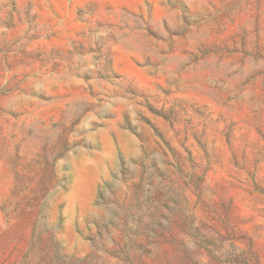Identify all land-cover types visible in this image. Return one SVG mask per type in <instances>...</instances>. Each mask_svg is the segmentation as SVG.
<instances>
[{
  "label": "rangeland",
  "instance_id": "obj_1",
  "mask_svg": "<svg viewBox=\"0 0 264 264\" xmlns=\"http://www.w3.org/2000/svg\"><path fill=\"white\" fill-rule=\"evenodd\" d=\"M0 264H264V0H0Z\"/></svg>",
  "mask_w": 264,
  "mask_h": 264
},
{
  "label": "trees",
  "instance_id": "obj_2",
  "mask_svg": "<svg viewBox=\"0 0 264 264\" xmlns=\"http://www.w3.org/2000/svg\"><path fill=\"white\" fill-rule=\"evenodd\" d=\"M121 164H123V163H121Z\"/></svg>",
  "mask_w": 264,
  "mask_h": 264
}]
</instances>
